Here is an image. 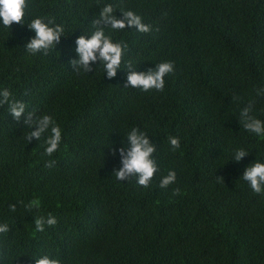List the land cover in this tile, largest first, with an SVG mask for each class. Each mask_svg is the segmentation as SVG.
I'll return each instance as SVG.
<instances>
[{"label": "trees", "instance_id": "16d2710c", "mask_svg": "<svg viewBox=\"0 0 264 264\" xmlns=\"http://www.w3.org/2000/svg\"><path fill=\"white\" fill-rule=\"evenodd\" d=\"M108 4L151 31L102 24L113 42L127 44L124 63L113 79L98 63L77 74L75 42L90 38ZM35 17L65 28L48 56L26 52ZM128 61L138 72L162 62L175 71L163 91L143 92L124 87ZM3 87L28 112L51 115L63 139L47 157L43 138L29 143L23 118L0 106V224L10 229L0 234V264L44 255L61 264H264V192L242 178L264 163V135L247 131L241 117L251 104L250 115L264 121V0H29L24 25H0ZM132 128L156 147L159 171L148 188L114 175ZM239 149L249 155L236 162ZM169 171L176 182L162 189ZM48 213L58 223L36 232L35 219Z\"/></svg>", "mask_w": 264, "mask_h": 264}, {"label": "clouds", "instance_id": "9594fccd", "mask_svg": "<svg viewBox=\"0 0 264 264\" xmlns=\"http://www.w3.org/2000/svg\"><path fill=\"white\" fill-rule=\"evenodd\" d=\"M29 9V0H0V25L6 29H11L15 24L24 25ZM114 8L108 4L102 8L99 17L93 22L95 31L90 35L81 36L76 40V53L78 59L70 61L73 71L77 74L93 72V65L97 63L102 66L108 79L117 76L118 71L124 63V53L127 44L122 42H113L109 35H106L105 28L101 25H107L113 31H121L126 28L136 29L140 33H149L150 26L142 22V18L132 11H122V18L114 15ZM28 28L35 33V36L26 44V52L31 56L43 55L56 48L64 36V26L56 23L54 19L35 17L27 23ZM127 69V83L125 88H135L143 92L151 90L163 91L165 88V77L174 73L175 66L172 62H162L156 65L155 70L149 69L147 72L135 71L131 61L124 64ZM264 91L258 90L257 95ZM8 106V112L17 122L23 118V123L29 128L25 139L31 143L33 139L41 140L45 144V155L53 157L60 149L63 133L61 127L56 123L51 115L44 114L37 116L35 111L28 112V105L13 98L12 92L7 88H0V106ZM251 104L244 108L241 117L244 128L256 135H264V121L254 118L250 115ZM27 112V114H26ZM126 146L119 149L121 158V167L115 171L114 175L119 181H130L134 178L138 185L148 188L155 174L159 171L157 163L153 158L156 147L151 143L145 132L138 128H132L126 135ZM173 150L180 148V141L176 137L169 138ZM116 150H113V155ZM249 155L245 150L239 149L235 152L234 160L236 162ZM56 164L54 159L47 160L45 166L52 168ZM223 180L222 177H217ZM243 180L250 184L254 193L264 192V163L255 162L245 169ZM175 171H169L161 178L160 188L167 189L176 182ZM173 195H180V189L173 190ZM12 212L16 211L14 205L9 206ZM30 210L35 207V202L27 206ZM58 223L52 213L40 216L35 219V231L44 232L45 226L54 227ZM7 223L0 224V234L9 232ZM35 264H61L60 259L51 258L48 255L40 256L35 259Z\"/></svg>", "mask_w": 264, "mask_h": 264}]
</instances>
